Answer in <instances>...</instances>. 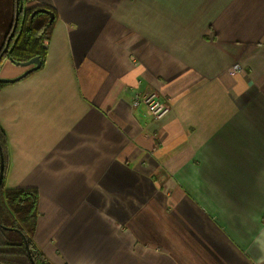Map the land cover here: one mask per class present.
I'll use <instances>...</instances> for the list:
<instances>
[{
	"label": "crops",
	"instance_id": "0c3cea01",
	"mask_svg": "<svg viewBox=\"0 0 264 264\" xmlns=\"http://www.w3.org/2000/svg\"><path fill=\"white\" fill-rule=\"evenodd\" d=\"M26 1L57 18L44 67L0 90V125L45 256L264 262V0ZM150 92L165 117L132 107Z\"/></svg>",
	"mask_w": 264,
	"mask_h": 264
},
{
	"label": "trees",
	"instance_id": "16d2710c",
	"mask_svg": "<svg viewBox=\"0 0 264 264\" xmlns=\"http://www.w3.org/2000/svg\"><path fill=\"white\" fill-rule=\"evenodd\" d=\"M16 28L17 39L6 54L14 61H27L35 56L44 59L46 49L42 41L51 29L56 12L47 5L23 7ZM4 55H2L3 57ZM1 62V60H0ZM1 82V81H0ZM1 151L5 162L7 139L0 126ZM39 215V192L36 188L6 187L4 179L0 185V262L4 264H53L34 242V233ZM30 245V253L25 239Z\"/></svg>",
	"mask_w": 264,
	"mask_h": 264
},
{
	"label": "rangeland",
	"instance_id": "374dc122",
	"mask_svg": "<svg viewBox=\"0 0 264 264\" xmlns=\"http://www.w3.org/2000/svg\"><path fill=\"white\" fill-rule=\"evenodd\" d=\"M20 3L23 4V7L26 8L28 7L27 3L28 1L26 0H13L12 3H8L7 1H3V2H0V73L3 69V63L4 62H9V64H11L12 66H19V65H16L17 63H15L13 60L12 57H10V55L6 54L7 51L10 49V46L12 44V42L14 43V41L17 39L18 35H17V32H16V29H15V32L13 34V36L10 38V35L13 31V28H14V23H15V17H16V12H17V7L19 8L20 10ZM46 5V4H44ZM48 6V5H47ZM30 7V6H29ZM50 7V6H49ZM52 8V7H51ZM53 9V8H52ZM56 12V11H55ZM56 15H57V12H56ZM19 17H20V11H19ZM56 18L57 16L55 17V20L51 26V29L49 30V33L46 37H44L43 41H42V44H43V47L46 49V53H45V56L43 57L44 59H42V64L40 67H38L37 69H34L33 71H31L29 74H27L26 76H29L33 73H35L37 70L41 69L42 67H44V64H45V59H46V54H47V48H48V45H49V35H50V32L53 28V25L56 21ZM19 19V18H18ZM19 22V20H18ZM18 26V24H17ZM17 28V27H16ZM10 38L9 40V49L4 52V48H5V45L8 41V39ZM2 55H4L2 57ZM12 58V59H11ZM238 63V62H236ZM235 63V64H236ZM241 63V62H239ZM34 64L32 65H29V66H26V70L30 67H32ZM10 66V65H9ZM243 64L241 63V68H242ZM240 68V67H239ZM6 68H4L3 72L5 73L6 72ZM238 71V70H236ZM234 71V72H236ZM1 75V74H0ZM25 76V77H26ZM24 78V77H23ZM21 79L17 80L18 82L20 81ZM17 82V83H18ZM10 82H5V81H1L0 82V90L2 89V87H4L6 84H8ZM168 102V101H167ZM1 126V125H0ZM2 128V126H1ZM3 129V128H2ZM6 135V133H5ZM6 139H7V155H8V158L6 159V162H5V157H4V162H5V175H6V171H8V168H9V163H10V160H9V140H8V137L6 135ZM4 183H5V176H4ZM6 185V183H5ZM14 188V187H12ZM38 221V220H37ZM36 231V230H35ZM35 234V233H34ZM34 239V237H33ZM35 242V241H34Z\"/></svg>",
	"mask_w": 264,
	"mask_h": 264
},
{
	"label": "built area",
	"instance_id": "2783aa9c",
	"mask_svg": "<svg viewBox=\"0 0 264 264\" xmlns=\"http://www.w3.org/2000/svg\"><path fill=\"white\" fill-rule=\"evenodd\" d=\"M239 67L241 68V63L238 62L234 64L230 70L234 72L238 70ZM131 105L132 107L144 106L147 112L156 119L165 117L171 111V105L156 92L135 95ZM259 264H264V262Z\"/></svg>",
	"mask_w": 264,
	"mask_h": 264
},
{
	"label": "water",
	"instance_id": "95a60500",
	"mask_svg": "<svg viewBox=\"0 0 264 264\" xmlns=\"http://www.w3.org/2000/svg\"><path fill=\"white\" fill-rule=\"evenodd\" d=\"M18 18H19V8L17 7L14 28H13V31H12V33L10 35V38L13 36V34L15 32V29L17 27L18 20H19ZM10 38L8 39V41H7L6 45H5L4 52H6L9 49V40H10ZM14 62L17 63V64H20V65H23V66H29V65H32V64H34V65L32 67L28 68L27 70H25L22 74H20L17 77H14V78H1L0 77V81L14 82V81H17V80L21 79L22 77L26 76L31 71H33L34 69H37L38 67H40L41 64H42V59H41L40 56H35V57H33V58H31L30 60H27V61H21V62L20 61H14ZM4 175H5V162H4V154L1 151L0 185H1L2 181H3V179H4ZM23 237L25 239L26 247H27V249H28V251L30 253V245H29L27 239L25 238V236H23ZM0 264H4V263L0 262Z\"/></svg>",
	"mask_w": 264,
	"mask_h": 264
}]
</instances>
